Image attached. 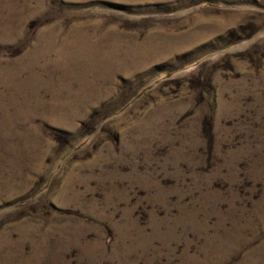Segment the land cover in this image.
Instances as JSON below:
<instances>
[{
  "label": "rangeland",
  "instance_id": "1",
  "mask_svg": "<svg viewBox=\"0 0 264 264\" xmlns=\"http://www.w3.org/2000/svg\"><path fill=\"white\" fill-rule=\"evenodd\" d=\"M0 264H264V0H0Z\"/></svg>",
  "mask_w": 264,
  "mask_h": 264
}]
</instances>
